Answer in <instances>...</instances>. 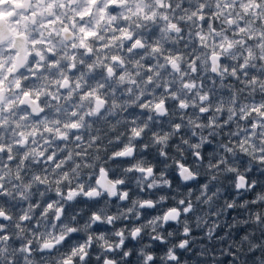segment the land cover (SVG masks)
I'll use <instances>...</instances> for the list:
<instances>
[{"label":"clouds","instance_id":"1","mask_svg":"<svg viewBox=\"0 0 264 264\" xmlns=\"http://www.w3.org/2000/svg\"><path fill=\"white\" fill-rule=\"evenodd\" d=\"M0 264H264V0H0Z\"/></svg>","mask_w":264,"mask_h":264}]
</instances>
